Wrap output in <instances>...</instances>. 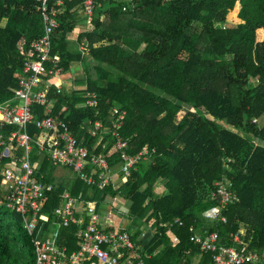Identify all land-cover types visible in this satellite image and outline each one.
Returning <instances> with one entry per match:
<instances>
[{
	"label": "trees",
	"instance_id": "16d2710c",
	"mask_svg": "<svg viewBox=\"0 0 264 264\" xmlns=\"http://www.w3.org/2000/svg\"><path fill=\"white\" fill-rule=\"evenodd\" d=\"M38 5L39 0H0V106L13 100L25 58L20 44L42 33ZM49 5L58 21L51 54L58 55L63 72L75 64L85 71L83 89L48 90L52 116L90 153L105 156L113 170L120 159L110 153V134L104 136L105 148H93L97 137L89 128L95 120L107 127L110 110L118 105L125 111L119 134L128 154L143 146L149 153L124 183L97 189L76 177L56 182L57 163L32 142L36 175L54 185L39 210L40 234L54 227L57 245L71 252L76 227L58 225L53 213L63 194H81L83 205L97 212L105 209L106 197L116 196L127 205L126 229L134 240L152 231L143 241L150 254L144 264H212L210 253L190 240L210 232L220 245L264 261V0H95L91 28L78 34L76 47L67 36L82 0H49ZM88 92L96 96L95 107L79 105ZM32 112L26 131L34 141L39 133L34 121L44 108L33 105ZM15 130L3 128L5 135ZM14 146L8 155L0 147V171L22 154ZM225 180L238 201L221 211L225 222L204 218L216 205L210 198L215 183ZM159 181L162 195L154 192ZM2 182L0 176V198ZM236 234L241 243L233 241ZM35 235L27 233L20 214L0 205V264H34Z\"/></svg>",
	"mask_w": 264,
	"mask_h": 264
},
{
	"label": "built area",
	"instance_id": "2783aa9c",
	"mask_svg": "<svg viewBox=\"0 0 264 264\" xmlns=\"http://www.w3.org/2000/svg\"><path fill=\"white\" fill-rule=\"evenodd\" d=\"M94 7L95 0H82V13L88 24H91ZM37 10L42 20V33L29 44L26 45L24 41L20 44L19 49L24 50L25 58L17 74V87L12 90L13 100L0 106L2 154L8 155L12 144L23 150L19 157H14L0 171L5 194L0 198V205L20 214L28 234L36 231L32 239L34 264H144L150 256L140 241L145 230L134 240L131 231L119 223L107 226L106 221L112 217L119 220V217L106 209L105 224L102 225L100 211L97 212L93 205L84 206L81 194L73 198L68 192L64 193L62 204L53 211L58 225L76 227V249L68 252L66 247H59L55 230L42 236L40 228L37 229L42 201L54 189V185L36 175L34 164L30 162L32 142L50 160L70 170L74 177L83 180L87 186L97 189H104L108 185L115 189L124 183L129 172L135 169L139 161L146 160L149 153L147 146H143L136 154H128V144L119 134L125 111L118 105L111 108L107 127L100 120H95L89 128L90 134L97 137L93 148L98 145L105 148L109 140L104 136L110 134V153L117 152L120 159L113 170L105 156L90 153L63 120L52 116L53 102L48 97V90L56 87V92H60L53 80H57L62 73L58 55L51 54L52 34L58 27V21L49 0H39ZM96 104L95 94L88 92L83 105L95 107ZM33 105L44 108L43 116L34 121L39 130L34 141L26 131V126L33 121ZM9 125L16 126L17 130L5 135L3 128ZM210 198L216 205L203 213L204 218L225 222L221 211L228 204L238 201L230 182L217 181ZM117 201L119 198L116 196L106 197L105 207ZM174 222L181 224L179 220ZM190 240L199 245L200 251L210 253L212 264H264L257 254L220 245L215 232L194 234ZM233 241L241 243L237 234L233 236Z\"/></svg>",
	"mask_w": 264,
	"mask_h": 264
},
{
	"label": "crops",
	"instance_id": "0c3cea01",
	"mask_svg": "<svg viewBox=\"0 0 264 264\" xmlns=\"http://www.w3.org/2000/svg\"><path fill=\"white\" fill-rule=\"evenodd\" d=\"M90 28H91V25L88 24L84 20L83 14H82V12H80L75 29L71 33H69L67 37H68V39L71 42H73L75 44V47H76V45H77L76 38H77L78 34L79 33H82L83 31H85L87 29H90ZM81 49L82 48L80 46L77 47V50L80 51ZM75 72H80L81 73L79 75V77H77L76 75H74ZM84 75H85V71L83 69V66L81 64H75V65L72 66V68L69 71H66V72L65 71L63 72L62 71L60 77L57 80H53V83L60 88V91H65L66 93H70L71 91L81 90V89L84 88V84L82 83V80L84 79ZM41 86H44V84H41ZM54 89L56 90V87H54ZM82 104L83 103H81L79 105H82ZM61 170H62V167H60V165H58V163H57L54 166V171H53L54 179H55L56 182H61V181L62 182H67L68 179L67 178L64 179V177H62L59 174V172ZM2 191L4 192V186L3 185H2ZM104 212H106V210L103 208L100 211V219H101V222H102V220H104ZM42 218L43 219H46L45 216L42 217ZM112 218H115V217H112ZM114 220L115 221H113V222L117 223L116 222L117 221V218H115ZM111 225H113V224H111ZM111 225H109V226H111ZM54 230H55L54 227H51L50 226L49 229L42 234V236L49 235ZM40 232H41V228H40ZM151 235H152V231H150V230L147 231L145 237L143 236V238L140 240L141 243L144 245L143 241L146 242L148 240V238L151 237Z\"/></svg>",
	"mask_w": 264,
	"mask_h": 264
},
{
	"label": "rangeland",
	"instance_id": "374dc122",
	"mask_svg": "<svg viewBox=\"0 0 264 264\" xmlns=\"http://www.w3.org/2000/svg\"><path fill=\"white\" fill-rule=\"evenodd\" d=\"M81 73L80 72H75V74L74 75H76L77 77H79V75H80ZM81 77V76H80ZM240 134H242L241 132H239ZM59 165V164H58ZM34 167H35V169L38 167V165H37V163L36 164H34ZM60 167H62V170L59 172V174L62 176V177H64V179L65 178H67V179H69V178H72L74 175L71 173V171L70 170H68L67 168L65 169V167H63V166H61L60 165ZM67 174V175H66ZM69 177V178H68ZM163 183H162V181H159V183L155 186V188H154V192H155V194H157V195H162L163 193H164V189H163V185H162ZM105 209L106 210H110V211H112L111 213H113V214H117L118 215V219L119 220H117L116 222L117 223H120V225L122 226V227H127V225L129 224V220H130V218L129 217H127L126 216V214H127V212H126V210H127V205H126V203H124L123 201H117L116 203H113V204H111V205H109V206H107V207H105ZM115 218H111V220L110 221H106V224H107V226L108 225H110L113 221H115L114 220ZM102 225L103 224H105V222H104V220H102ZM113 224L114 225H116V223L115 222H113ZM146 232L147 231H145V233H144V237H145V235H146ZM195 259V258H194Z\"/></svg>",
	"mask_w": 264,
	"mask_h": 264
}]
</instances>
